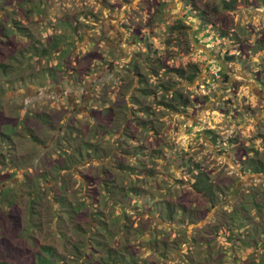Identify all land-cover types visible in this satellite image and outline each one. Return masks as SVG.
<instances>
[{
  "label": "rangeland",
  "instance_id": "1",
  "mask_svg": "<svg viewBox=\"0 0 264 264\" xmlns=\"http://www.w3.org/2000/svg\"><path fill=\"white\" fill-rule=\"evenodd\" d=\"M188 4L186 14L182 0H41L26 5L29 11L25 7L20 11L14 0H0V64L7 65L0 67V136L11 137L8 160L0 164V260L38 264L40 246L46 244L65 256L67 264H104L107 252L101 244L106 242L119 250L129 247L127 251L133 244L138 256H148V263L143 264H174L175 254L181 264H244L251 257L257 258L254 264H261L255 249L225 242L222 236L207 242L205 225L209 221L210 225L221 224L225 233L242 232L244 237L245 227L238 230L240 216L247 218L246 226L264 219V174H251L247 167L252 157L264 160V0H254L224 21L213 9L210 15L198 9L214 6L212 0H189ZM74 16L79 17L82 30L86 29L85 39L66 31L65 22ZM202 16L209 25L206 30L201 26ZM180 20V29L173 28ZM18 25L27 31L17 30ZM134 31L142 34L140 45L128 42ZM53 38L60 39L58 51L42 54ZM96 51L103 61L87 56ZM147 53L160 59L153 65L158 70L157 80L152 82L156 97L128 90L131 77L139 79L133 62L138 60L146 75L141 63ZM162 64L188 74L197 66L199 74L189 80ZM65 68L74 75L85 72L88 76L86 80L85 75L81 77L84 83L79 86L59 76L58 85H47L50 69ZM215 69L219 75L214 74ZM41 77L44 86L37 84ZM168 81L177 83L176 88L192 100L182 115L158 104L162 96L158 85ZM134 94L139 100L130 101L128 111L124 99ZM141 107H148L149 114ZM106 109L109 113L98 114ZM91 110L101 117H93ZM37 113L49 114L54 126L47 128L36 118ZM141 120L152 121L155 129L142 130L137 125ZM124 123L131 141L123 139L127 143L117 147L123 144L131 154L109 156L111 142L121 138ZM208 129L217 136L216 146L209 138L198 136ZM85 142L90 143L87 147L94 158L88 166L75 151ZM95 145L103 161L114 164L107 163L106 169L113 170L110 180L116 187L133 184L147 194L143 195L145 202L137 203L141 211L160 212L164 198L185 207L186 215L178 211L175 223L154 224L152 235L125 237L115 232L119 204L117 198H107L102 191ZM235 153L240 155L232 156ZM70 155H74L68 161L70 166L59 172L58 162ZM120 162L128 163L131 173L115 171ZM197 167L222 190L220 204L207 203L194 192L189 181L198 173ZM144 169L148 176L139 177ZM158 185L163 189L156 190ZM253 198L261 204L263 217L256 215ZM242 206L247 212L236 214ZM93 208L97 215L91 221ZM191 209L200 213L197 223H190L187 211ZM7 212L10 218H6ZM181 217L187 224L180 222ZM99 218L105 228H97ZM133 221L134 226L139 224L138 217ZM179 225L188 236L173 228ZM154 238L178 244L179 251L161 258V248L147 253L138 249L141 241ZM61 259L56 264H62Z\"/></svg>",
  "mask_w": 264,
  "mask_h": 264
},
{
  "label": "trees",
  "instance_id": "2",
  "mask_svg": "<svg viewBox=\"0 0 264 264\" xmlns=\"http://www.w3.org/2000/svg\"><path fill=\"white\" fill-rule=\"evenodd\" d=\"M16 3V7L17 9H19L20 11L25 7L26 5L28 6L30 3H35V1H41V0H14ZM95 1H99V0H95ZM102 2H105V0H100ZM184 2V6L187 7L186 8V14L188 12V3L189 0H182ZM214 2V6H211L210 4H207L206 7L207 8H198L195 7L196 9L198 8L204 15L205 14H209L210 11L213 9L216 13V15L218 16V19H226V17L229 14L234 13L237 10H241L243 8H248L250 5H252L254 3V0H212ZM208 3V1H207ZM38 4V3H37ZM193 5H195V3H193ZM27 11H29V9H27ZM10 12L13 13L12 10H10ZM28 14V13H27ZM200 15V14H199ZM202 15V14H201ZM210 15V14H209ZM222 17V18H221ZM195 18V17H193ZM201 20H203L201 26L202 29L204 28V30H206L207 27H209V25L207 24V19H205L203 16L200 18ZM13 21H15L13 19ZM181 20H180V25H175V27L173 28H178L180 29L181 27ZM16 23V22H15ZM67 25V29L66 31L69 33V36L72 37H77V38H81V39H85L86 37V29L82 30L81 28V23H80V19L78 16H74L73 20H68L65 22ZM224 23V22H223ZM17 30H22V31H27L26 27H21V26H16ZM70 30V31H69ZM78 31L82 32V35H78ZM74 35H73V34ZM6 36V35H4ZM131 38L130 43H133V45H140L142 40V34L140 33V31H134L130 34ZM2 40V39H1ZM134 40V41H133ZM60 46V39L58 38H53L45 47H43V52L42 54L44 55H49L51 53V51H58V48ZM123 51V50H122ZM121 54H124V52H120ZM35 55H38L37 52L34 53ZM87 56H91L93 58V60H99V61H103L104 58L102 57L100 52H93V53H89ZM14 59V58H13ZM160 59H156V57H151V54L147 53L144 57V59H142V65L145 66V70L147 71L146 75H144L139 67V64L137 63L138 60H136V62H133V72H135L137 75H139V79L136 81L133 77H131V85H128V90H134L137 92H140L141 95L143 96H147V97H151V96H157V91L156 89H154L152 87V82H155L158 77V70L157 68L153 67V65H158V63L156 61H159ZM7 65L5 63H1L0 67L4 68ZM162 67H167L168 65L162 64L160 65ZM68 67V66H66ZM169 72L175 73V75L178 77H187L189 80H194L195 77H197V75L199 74V68L197 66H194V71L191 74H188L184 69H180V68H174V67H167ZM68 68H65L64 70L61 71H57V70H53L50 69V76L47 78V85H58V79L63 77L66 78V80L68 81V83L73 84V85H78L80 84V82L83 84L84 82L81 81L83 77V75H85V80L87 78L88 75H86L85 72H83L82 74L78 75H74L70 70H67ZM134 74V73H133ZM59 76V78L57 77ZM43 77H41L38 80V85L39 86H44V83L41 82L40 80ZM226 78H228V75H226ZM257 79L259 80L258 76ZM151 82V83H150ZM132 84H136L137 87H134ZM151 84V85H148ZM168 84V85H167ZM177 83H166V82H162L158 85V89H160V91L162 92V96L161 99L158 101L159 106H161L162 109H166L169 112H174V113H178V114H183V112H186L187 108H189L192 104V100L190 99V97L186 96L185 94L181 93V91L176 88ZM79 86V85H78ZM139 97L135 98V94L132 95L130 97V99L127 97H125V109L129 111V109L131 108L130 105V101L131 103H135V101L133 102V100H139ZM148 107L146 109H142L144 113L149 114L148 111ZM109 109H106L104 112H100L98 114H106L109 113L108 112ZM92 112V116L96 117V118H100L101 115H97L95 114L96 111L91 110ZM106 112V113H105ZM36 118H38L47 128H52L53 125V121L52 118L49 114L47 113H37L36 114ZM128 119V116L126 117ZM123 119V122H126L127 119ZM130 118V117H129ZM135 119V118H134ZM134 119H131V122H135ZM125 124V123H124ZM153 122L152 121H146V120H141L140 122L137 121V125L139 127H141L142 130L145 131H151L153 129H155V127L152 125ZM196 125L195 123L192 124ZM101 126V125H100ZM111 126H114L113 123L111 124ZM172 126V124H171ZM113 128V127H112ZM26 131L28 132L29 136H31V138L34 139L35 142L39 141L36 136L34 135V133L32 132V129L30 128H26ZM116 132H118L116 130ZM130 133V132H129ZM128 131L126 130V124L123 125V134L121 135L122 140L123 139H129L131 141L130 135H129ZM210 135V137H209ZM200 138H209L213 144L216 146V138L217 136L214 135V131L212 129H208L202 132H199L198 135ZM121 138H116V141L111 142L112 146L110 150V155L113 156H128L130 153V148H128L127 146L122 144V147H120V149L117 147L118 145H120V143H127L124 140L122 141ZM129 141V142H130ZM89 142V141H87ZM85 142L84 145H82L81 148H77V150L75 149V151L78 153L79 156H81V158H85V164L88 166L90 164H92L94 158H92L89 148L87 147L90 143ZM91 142V141H90ZM93 143V142H91ZM230 143V142H229ZM11 146V137L9 135H1L0 136V164H2L3 162H6L8 160V153L6 152ZM96 147L95 149H93L96 153V166L101 168V175H100V183H101V188L102 191L104 192V194L106 195L107 198L110 199H115L117 198L118 203L119 204V208L116 210V216L119 218L116 225V231L117 233L120 234H124L125 237H129L130 234H136V233H141V234H151L152 233V226L154 224H162V226L167 225V222H172L175 223V214L179 211L182 212L181 214L184 213V215H186V208L183 207L182 205H176V204H172L171 201H169V199H162L160 201V207L161 210L160 212H156V214H153L152 211L150 210H146V211H141L142 209H140L137 203H142L141 200L143 202H145L146 197H144L143 195H147L145 194V192L140 191L141 189H139V186L136 185H127V186H121V187H116L115 186V182H112L110 179H112V173L113 170L106 169V164L107 163H112L107 161L104 162L103 161V157L100 155V149L98 146H92V148ZM130 147V146H129ZM123 148V149H122ZM126 148V149H124ZM143 148V147H141ZM91 149V148H90ZM119 149V150H118ZM241 155L244 156L243 158H246L245 154L243 153L245 149H241ZM175 158L177 157V151L175 148L172 149ZM126 155H125V154ZM239 153V152H237ZM235 153V155H232L234 157H237V155L239 156L240 154ZM73 156L74 155H70L68 159H64V162L59 161L58 162V171L60 172V170L62 169H67L68 166H70V164L68 163V161H73ZM80 158V159H81ZM104 162V163H103ZM84 165V163L82 164ZM112 165L114 166V164L112 163ZM248 169H249V173L251 174H264V160L262 159H256L255 157H252L249 159V163H248ZM133 168L129 167L128 163H122L120 162L118 165H116V167H114V170H121L125 173L132 171ZM195 169V168H194ZM145 171H142L141 173L138 174L139 177H147L148 176V171L146 169H144ZM114 171V172H115ZM197 171L198 173H195V175L193 174V181H189L192 182V188L194 190V192L196 194H199L207 203L210 204H220L221 202V197H219L220 195H222V190L220 188H216L213 180L211 179V177L209 176V174L202 170L200 167H197ZM86 176V175H85ZM87 179H89V177L86 176ZM1 182V181H0ZM86 183H84L85 186ZM163 188L160 187L159 185L156 186V190H162ZM86 192V191H85ZM87 194V193H86ZM143 198V199H142ZM154 199V197H152ZM147 200V199H146ZM62 202V200H61ZM60 202V203H61ZM253 203H254V207L257 210L256 215L263 217L262 214V207L261 204H258L256 201H254L253 198ZM83 205L86 206L87 205V200H85L83 202ZM88 207L90 208L91 206L88 205ZM121 207V209H120ZM94 211V208L91 210V221H94V218L97 214L92 213ZM148 211V212H147ZM236 214H242V213H246L247 209L246 207L242 206L241 208H238V210L235 211ZM7 216L6 218H10L11 214L10 213H6ZM187 214L189 215V220L190 223H197L200 219V213H198L197 210H188ZM94 216V217H93ZM120 216V217H119ZM138 217V222L139 224L137 226H134V221L136 220V218ZM93 218V219H92ZM69 219H73L72 217L69 216ZM144 219V220H143ZM146 219V220H145ZM240 221L238 222V230H242L245 227V232L246 234L244 235V237L241 235V233H236L233 234V232L230 230L229 232L225 233L226 228H224V230L222 229V225H210V221L206 223L205 227L207 229L208 234L205 235L207 237L206 241L207 242H211L213 241L215 238H219V237H224L225 242L227 241H232L233 243L239 245V246H245L247 249L252 248L255 249L256 252L258 253V260L261 261V264H264V219L260 220V222H258L257 224L255 223H250L252 226H250V224H248L246 226V221L245 219H247L245 216L241 217L240 216ZM99 218V226L97 225V228H105L106 223L101 220ZM180 222L187 224L185 217H181L179 218ZM236 215L235 213H233L232 217H231V223L234 224L236 223ZM32 226L35 225L34 223H31ZM189 224V221H188ZM115 225V226H116ZM250 228H249V227ZM34 227V226H33ZM110 228L112 227V224H110L109 226ZM200 227H203L200 225ZM175 230L177 231H182L183 234L185 236H188L186 229H184L182 227V225L179 226H174L173 227ZM199 228V227H198ZM180 229V230H178ZM196 230V228H195ZM146 231V232H145ZM129 232V234H127ZM127 234V235H126ZM139 235V234H138ZM152 235V234H151ZM242 236V237H241ZM63 238L66 239L67 235L64 234ZM188 242H191V236H189ZM194 239V238H193ZM196 241V240H195ZM101 243V242H100ZM98 243V244H100ZM109 244H107L106 242H103L101 244V246L104 247L105 252H107V256H106V261L104 264H143V263H148V256H143L140 257L138 256V250L135 249L134 247H132L133 244H129L130 245V250L127 251V249L129 247H122V249L119 250V248L117 249L116 246H110L108 247ZM222 245V244H221ZM127 248V249H126ZM154 249H159L161 248V252H159V257H166L169 253L171 252H178L179 251V245L174 243V242H170L167 243V241L165 240H159L157 238L154 239H149L147 241H141L140 244L138 245V249L142 251V253L144 252H148V251H152ZM216 248H220V245L217 246ZM78 251V248H77ZM214 251L215 250L214 248ZM221 253V252H219ZM224 256V255H223ZM62 257V259H61ZM66 258L63 255H59L58 252H56L55 247L50 246V245H41L40 246V251H39V259H38V264H56V262H58V260L61 259L62 264H67V262H64V259ZM178 258V254H175L172 257V261H175L174 264H181L180 260H177ZM257 258H247L244 261V264H254L255 260ZM0 264H10L9 262L6 261H2L0 260Z\"/></svg>",
  "mask_w": 264,
  "mask_h": 264
},
{
  "label": "built area",
  "instance_id": "3",
  "mask_svg": "<svg viewBox=\"0 0 264 264\" xmlns=\"http://www.w3.org/2000/svg\"><path fill=\"white\" fill-rule=\"evenodd\" d=\"M214 74L215 75H219V70L218 69H215Z\"/></svg>",
  "mask_w": 264,
  "mask_h": 264
},
{
  "label": "crops",
  "instance_id": "4",
  "mask_svg": "<svg viewBox=\"0 0 264 264\" xmlns=\"http://www.w3.org/2000/svg\"><path fill=\"white\" fill-rule=\"evenodd\" d=\"M237 13V11L234 12V14Z\"/></svg>",
  "mask_w": 264,
  "mask_h": 264
}]
</instances>
